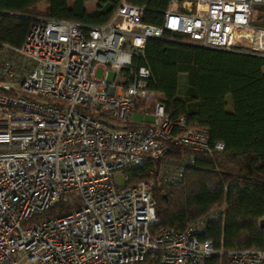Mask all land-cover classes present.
I'll return each mask as SVG.
<instances>
[{"label":"built area","instance_id":"2783aa9c","mask_svg":"<svg viewBox=\"0 0 264 264\" xmlns=\"http://www.w3.org/2000/svg\"><path fill=\"white\" fill-rule=\"evenodd\" d=\"M144 15L124 0L105 25L35 16L20 48L0 49V264H207L225 254L199 238L216 212L152 233L156 186L225 144L171 118L135 61L167 34L264 58V0H172L161 26ZM174 149L180 159L168 157ZM147 166L158 181L135 182ZM226 264H264V250L230 251Z\"/></svg>","mask_w":264,"mask_h":264},{"label":"trees","instance_id":"16d2710c","mask_svg":"<svg viewBox=\"0 0 264 264\" xmlns=\"http://www.w3.org/2000/svg\"><path fill=\"white\" fill-rule=\"evenodd\" d=\"M0 0V49L20 48L26 41L33 17L44 16L82 25L109 23L124 0ZM145 7L143 22L161 26L172 0H126ZM47 9L38 13V5ZM167 34L164 40H149L136 66L151 72L148 87L161 97L167 114L185 116L193 128L210 132L213 143H224L223 151L194 153L183 179L161 183L153 190L159 225L152 233L185 230L207 219L199 234L213 242L218 255L207 264H226L233 250H264V58L250 54L206 49ZM186 88L181 90V77ZM232 103V107L230 102ZM145 123V122H144ZM132 124L130 127H139ZM180 149L168 156L180 159ZM150 166L133 174L135 182L155 180ZM145 264H154L146 262Z\"/></svg>","mask_w":264,"mask_h":264},{"label":"rangeland","instance_id":"374dc122","mask_svg":"<svg viewBox=\"0 0 264 264\" xmlns=\"http://www.w3.org/2000/svg\"><path fill=\"white\" fill-rule=\"evenodd\" d=\"M38 13H41V14H42L43 11H42V10H41V11H38ZM103 76H104V71H103L102 69H98V70L96 71V73H95V77H96L97 79H101V78H103ZM114 78H115V73L110 72V73L108 74V76H107V81H108L109 83H112L113 80H114ZM185 80H186V77H185V76H182V77H181V86L185 83ZM156 99H160V100H161V97H160V96H157ZM229 102H230V105H231V107H232V103H231L230 100H229ZM150 120H151L150 117H146V116H143V115H137V114H135V115H133V117H132V122H133V123L148 122V121H150Z\"/></svg>","mask_w":264,"mask_h":264},{"label":"crops","instance_id":"0c3cea01","mask_svg":"<svg viewBox=\"0 0 264 264\" xmlns=\"http://www.w3.org/2000/svg\"><path fill=\"white\" fill-rule=\"evenodd\" d=\"M69 2V5L72 4V0H68ZM85 10L87 11L88 14H92L95 12L96 10V6H97V2L95 0H90V1H86L85 4ZM39 9L38 11H43V13L46 11L47 9V5L45 3H41L38 5ZM186 88V80H185V83L181 86V90H185Z\"/></svg>","mask_w":264,"mask_h":264},{"label":"water","instance_id":"95a60500","mask_svg":"<svg viewBox=\"0 0 264 264\" xmlns=\"http://www.w3.org/2000/svg\"><path fill=\"white\" fill-rule=\"evenodd\" d=\"M197 47H201V46H197ZM201 48H204V47H201ZM206 49H211V48H206ZM260 225H261V228L264 229V220L261 221Z\"/></svg>","mask_w":264,"mask_h":264}]
</instances>
